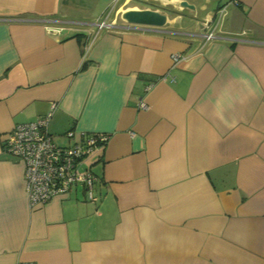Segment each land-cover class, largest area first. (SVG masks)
<instances>
[{
  "label": "crops",
  "instance_id": "0c3cea01",
  "mask_svg": "<svg viewBox=\"0 0 264 264\" xmlns=\"http://www.w3.org/2000/svg\"><path fill=\"white\" fill-rule=\"evenodd\" d=\"M180 1L0 0V264H264V0ZM49 112L55 143L107 135L94 200L29 205L2 143Z\"/></svg>",
  "mask_w": 264,
  "mask_h": 264
},
{
  "label": "built area",
  "instance_id": "2783aa9c",
  "mask_svg": "<svg viewBox=\"0 0 264 264\" xmlns=\"http://www.w3.org/2000/svg\"><path fill=\"white\" fill-rule=\"evenodd\" d=\"M217 10L218 20H220L225 13V7ZM95 25L98 28L112 26L111 22L105 19L95 22ZM217 35L212 29L204 33V38L209 40ZM140 106L146 107L143 102ZM50 115L51 112L36 120L16 124L2 143L4 152L24 161L29 205L41 204L54 195L66 193L76 183L83 184L86 187L88 199L94 200L93 184L97 177L90 170H83L82 165L84 159L93 150L107 141V135L91 133L70 145H58L48 132ZM66 135L71 137L73 132L69 130ZM19 264L35 263L21 262Z\"/></svg>",
  "mask_w": 264,
  "mask_h": 264
},
{
  "label": "water",
  "instance_id": "95a60500",
  "mask_svg": "<svg viewBox=\"0 0 264 264\" xmlns=\"http://www.w3.org/2000/svg\"><path fill=\"white\" fill-rule=\"evenodd\" d=\"M181 7L194 8L193 4H189L186 0H181ZM121 18L128 23L144 24L152 26H163L167 21V15L156 9L135 8L122 11Z\"/></svg>",
  "mask_w": 264,
  "mask_h": 264
},
{
  "label": "rangeland",
  "instance_id": "374dc122",
  "mask_svg": "<svg viewBox=\"0 0 264 264\" xmlns=\"http://www.w3.org/2000/svg\"><path fill=\"white\" fill-rule=\"evenodd\" d=\"M101 20H102V19H98V20H96L95 22H99V21H101ZM56 144H58V145H59V144L62 145V143H59V142H57ZM89 157L91 158V155H90V154L88 155V158H89ZM87 160H88V159H86L85 162L83 163V167H82L83 170H84L85 168H88Z\"/></svg>",
  "mask_w": 264,
  "mask_h": 264
}]
</instances>
